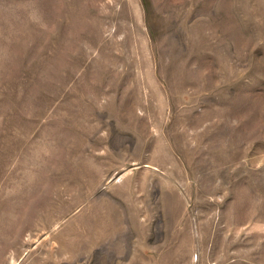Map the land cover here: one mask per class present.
Wrapping results in <instances>:
<instances>
[{
  "label": "rangeland",
  "instance_id": "1",
  "mask_svg": "<svg viewBox=\"0 0 264 264\" xmlns=\"http://www.w3.org/2000/svg\"><path fill=\"white\" fill-rule=\"evenodd\" d=\"M0 264H264V0H0Z\"/></svg>",
  "mask_w": 264,
  "mask_h": 264
}]
</instances>
